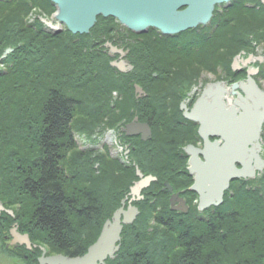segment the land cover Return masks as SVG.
I'll use <instances>...</instances> for the list:
<instances>
[{
	"label": "trees",
	"instance_id": "16d2710c",
	"mask_svg": "<svg viewBox=\"0 0 264 264\" xmlns=\"http://www.w3.org/2000/svg\"><path fill=\"white\" fill-rule=\"evenodd\" d=\"M34 10L47 15L55 12L49 0H0V57L6 49L13 50L0 68V200L16 216L15 220L8 217L4 230L16 222L36 242L77 258L96 242L104 223L120 206L119 195L135 179L134 173H128L119 181L117 168L109 175L98 155L101 167L95 180L92 167L85 164L92 158L85 161L82 153L70 154L76 148V133L90 134L93 119L106 126L110 92L119 89L109 84H118L124 77L117 76L109 59L98 54L91 34L79 40H72L70 33L49 34L40 20L29 23ZM142 63L134 72L154 79L149 67L155 64ZM161 75L167 73H157ZM123 81L137 79L130 75ZM163 140L158 142L169 145ZM158 149L147 151L157 169L152 173L158 177L150 194L161 187L163 177L175 186L180 184L176 174L171 175L176 170L160 176L164 162ZM252 197L250 192L237 195L236 190L216 210L224 214L203 220L142 214L124 229L120 253L110 264H173L175 258L184 259L183 264L188 259L202 264L204 257L231 264L227 260L258 257L252 244L257 241L256 232L264 243L260 232L264 197L258 200L260 206ZM237 204L247 212L240 220ZM147 210L156 212L154 207ZM254 210L261 212L253 214Z\"/></svg>",
	"mask_w": 264,
	"mask_h": 264
},
{
	"label": "flooded vegetation",
	"instance_id": "af4514ba",
	"mask_svg": "<svg viewBox=\"0 0 264 264\" xmlns=\"http://www.w3.org/2000/svg\"><path fill=\"white\" fill-rule=\"evenodd\" d=\"M171 3L175 5V15L187 11L194 13V20L197 21L194 28L171 35L164 34L154 26L136 32L123 25L117 17L99 15L88 34H73L64 24L59 23L61 32L70 33L72 40H79L80 37L91 34L92 39L96 41L98 54L110 58L112 62L123 63L126 69L124 79L133 75L138 80L109 84L112 89L116 85L119 87V92H110L108 111L111 114H108L105 126L107 132L113 135L112 144L116 153L110 149L104 153L90 151L94 179H98L95 175L100 172L98 168L101 166L96 159V156L100 155L106 162L109 175L112 169L117 168L119 181L126 177V174L134 173L135 179L130 181L133 186L139 181V178H136L138 170L145 176L153 175L152 171L157 170L147 155V151L157 146L160 159L164 162L160 176L167 177L171 173L170 170H176L171 175L176 174V180L180 184L175 186L163 177L161 187L157 190L159 192L150 194V191H153L151 184L149 189L142 190V197L136 196L132 199L128 189L125 194L119 195L120 203L122 200L128 203L132 199V205L140 212L137 216L143 214L175 218L193 217L203 220L224 214L214 210L215 208L201 210L199 195L192 192L190 186H186L188 181H191V184L194 182V177L189 173L190 156L187 149H205V140L200 134L201 124L188 119L187 115L191 114L199 99L204 96L208 107L204 120L218 121V126L214 125L222 127L220 136L226 132L225 124L235 116L237 119L245 116L240 120L244 127L247 126L246 122H252L251 126H255L253 135L255 133L257 138L248 141L246 148L248 155L253 154L250 165L255 176L237 179V195L244 192L253 193L252 201L258 206V200L264 197V167L262 170L258 169V161L254 157L257 154L264 164V0H171ZM137 55L147 59L143 62L155 64L154 68L149 67L150 70L167 73L165 77L170 78L172 82H151L150 78L141 75V72H134L139 68L133 64V58ZM179 70L204 73L194 82V76L190 74L184 77ZM205 73L210 75L205 76ZM173 77L178 78L172 79ZM137 88L142 92L138 93ZM206 91L207 95L204 94ZM95 116L97 117V114ZM258 121H261L260 126L257 125ZM205 129L211 143L225 145V141L216 135L214 129L206 125ZM160 139H165L169 145L159 143ZM174 145L176 147H172ZM199 157L204 160L202 155ZM85 158L87 161V156ZM245 161L248 163L249 158ZM237 168L242 169L243 166L237 164ZM169 185L173 186L172 191L168 189ZM120 191L125 192L124 189ZM144 203H156V212H150L148 215L143 213L145 211L140 209H145ZM242 207L237 204L239 220L247 213ZM257 212L261 211L254 210L253 214ZM8 217L11 220L16 219L15 215L11 217L6 212L0 214V244L2 228H6ZM13 227H16L21 235H28L30 238L31 248L25 244L12 245V249L17 246L23 249L22 255L25 257L22 261L26 264L35 263V260L39 264L43 256L68 257L64 253L54 252L55 250L50 249L46 243L36 242L27 229L16 222L11 224L9 231ZM260 232L263 235L264 228H261ZM260 236L256 232L254 237L257 241L252 244L255 249L253 253L258 257L227 261L231 264H264V243L258 241ZM111 261L106 260V264ZM183 261L181 258L172 259L173 264H183ZM225 261L204 257L202 264H223ZM185 264H194V261L188 259Z\"/></svg>",
	"mask_w": 264,
	"mask_h": 264
},
{
	"label": "water",
	"instance_id": "95a60500",
	"mask_svg": "<svg viewBox=\"0 0 264 264\" xmlns=\"http://www.w3.org/2000/svg\"><path fill=\"white\" fill-rule=\"evenodd\" d=\"M49 1L57 9L55 20L64 24L73 34H88L94 27L99 15L117 17L123 25L136 32H140L139 30L142 28L154 26L159 28L164 34L171 35L192 29L197 24V21L194 20V13L190 11L175 15V5L171 3V0ZM208 17L209 15L206 18ZM44 23L48 28L58 32L57 26L47 22ZM11 52V49L6 50L0 62ZM112 65L124 71L123 63H113ZM137 92H141V90L137 88ZM204 94L207 95L208 91ZM204 99V96L199 99L195 109L191 114L187 115L188 119L198 121L201 124L200 134L205 140V149L203 151L193 149V147L187 149V153L190 156L189 173L194 176V184L190 190L199 195V208L201 210L212 206H220L223 203L224 194L229 189L232 181L255 176L254 169L250 165L253 154L248 155L246 148L248 141L257 138V135L254 136L255 133L253 135L255 126H251L252 122H246L247 126L245 127L244 124H241L240 120L245 118V116L238 119L235 116L233 120L226 123L224 126L226 132L220 136L222 127L215 126H218L219 122L204 120L206 110H208ZM205 125L214 129L216 135H219L225 141V145L220 146L217 142L211 143L206 133ZM257 125L260 126L261 121H258ZM200 155H202L204 160L199 157ZM254 157L258 161V169L264 167L260 157L257 154ZM247 158H249L248 163L245 161ZM237 164H241L243 168H237ZM139 177L141 180L131 188L132 197L139 196L142 189L148 187L152 181H155V178L151 176L143 178L140 172ZM168 189L172 191L171 187H168ZM173 199L174 197H172V202ZM124 206L125 202L123 201L122 207L114 213L110 220L105 222L99 238L88 248L85 255L77 258L63 255L46 258L43 256L39 260V264H106V260L113 259L120 250L121 234L124 226L133 224L138 214L137 209L131 206V202L127 211L124 210ZM2 212L13 215V212L6 210L0 202V214ZM11 236L13 238L12 244H25L31 248L28 236L19 234L16 227L11 230Z\"/></svg>",
	"mask_w": 264,
	"mask_h": 264
},
{
	"label": "rangeland",
	"instance_id": "374dc122",
	"mask_svg": "<svg viewBox=\"0 0 264 264\" xmlns=\"http://www.w3.org/2000/svg\"><path fill=\"white\" fill-rule=\"evenodd\" d=\"M31 15L42 16V13L35 10ZM54 15H55V12L53 13V16L50 15L49 17L51 19H54L55 18ZM54 24H56V23H54ZM142 62L143 61H141L137 58H133V64L134 65H141V64H143ZM159 67H160V65H159ZM179 72L184 77H185V75L191 74L192 76H194L193 77L195 79L194 82H197L200 79L201 75H203V73H204L202 71L192 73L190 71H183V70H179ZM114 73H115V71H114ZM207 75H210V74L205 73V76H207ZM112 77H113V75H112ZM176 78H178V77H176ZM176 78L173 77L172 79H176ZM150 81L151 82H161V83L172 82V80L170 78H167V77L162 76V75L160 77L158 76V79H152ZM90 129H91L90 134H89V132H83V131L76 133L77 148H75V150L70 152L71 155L76 153V152H79V151L86 152L88 155L90 153V151H92V150L100 151V152L104 153V151H106V150L108 151V149H110L113 153H116V148L112 144L113 135H111L110 132H107L105 126L98 125V123H95V121L93 119L91 122V128ZM108 139H109V142H108ZM107 142H108V144H107ZM85 164L88 166H92L91 165L92 163L90 164L89 162H85ZM91 173H92V171H91ZM84 174L86 176L91 177V175L85 169H84ZM236 190H237V182H235L231 186L232 194ZM229 196L230 195H228L226 198H229ZM144 211H145V214L150 213L146 207H145ZM7 225H8V223H7ZM10 227H11V224H9V228L6 231L4 230V227L2 228V240H1V244H0L1 264H26L25 262L22 261V260H24L23 258L25 257L22 255L23 249L18 247V246L15 249H12L13 246L11 245V242H12L13 238L11 236V231H9ZM52 251H54V250H52ZM54 252H56V251H54Z\"/></svg>",
	"mask_w": 264,
	"mask_h": 264
}]
</instances>
